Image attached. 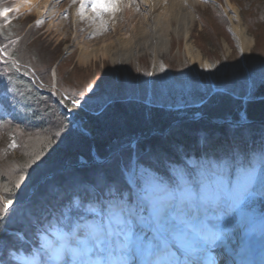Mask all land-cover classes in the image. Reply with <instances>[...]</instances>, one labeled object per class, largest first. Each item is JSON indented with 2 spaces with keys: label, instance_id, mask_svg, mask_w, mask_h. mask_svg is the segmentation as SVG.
I'll use <instances>...</instances> for the list:
<instances>
[{
  "label": "rangeland",
  "instance_id": "374dc122",
  "mask_svg": "<svg viewBox=\"0 0 264 264\" xmlns=\"http://www.w3.org/2000/svg\"><path fill=\"white\" fill-rule=\"evenodd\" d=\"M82 1L48 0V3L44 4L38 1L31 3L28 0H0V37L5 38V48L0 38V49L5 52L13 66H27L31 74L36 77L35 80L39 86L47 92L56 94L61 104L79 115L80 123L83 122L88 126L91 132L87 133L79 122H77L76 130L81 129L86 135L94 137L93 123L82 117L85 113L101 116L107 108L109 111L116 103L127 109L129 106L131 108L143 106L165 112L181 111L180 114L183 115L189 109L205 107L208 100L215 95L218 96L213 99L225 96L236 105L237 102H240L243 108L240 110L239 116L242 121H247L244 118L246 103L255 98L258 87L264 84V0H199V4L195 6L196 9L193 10L194 19L193 24L190 25L188 36L184 34L183 30L179 34L176 30L177 23L173 21V27L168 34L170 35L168 46L158 48L156 52L151 47H145L130 56V60L127 62L120 59L114 60L112 56L108 55L100 56L88 63H82L79 60L80 47L85 46L84 44L97 47L102 45L103 41L111 43L118 36L126 37L129 36V33L126 30H122L118 34L109 33L110 30L112 31V18L105 20L95 17L91 23L80 21V15L74 13L75 8L79 10L87 8L89 11H94V3L107 4L106 0L97 2L86 0L85 4ZM228 1L239 10L247 34L253 39L247 56L242 54L232 32ZM82 4L83 7H81ZM108 4L112 3L108 1ZM5 9H10L7 15L4 14ZM102 10L106 11L107 9L98 8L94 12ZM148 17L149 15L145 13L144 28L149 23ZM120 20L121 18L118 17L116 22ZM107 22L108 25H106ZM34 26L35 28H33ZM28 27H30L29 31H27ZM102 27L104 30H101ZM7 28L9 30H6ZM91 31L96 34L88 35ZM116 43L115 45L119 47V44ZM187 45L188 50L186 49ZM12 53H16L19 60L14 59ZM79 93H83V96ZM180 114H175V116H180ZM172 115L174 116V114ZM194 116L199 117L200 112ZM53 117H50L49 127L46 128L21 130L11 121L6 122L0 128V202L9 195L4 192V188L13 185L21 174L24 175V180L19 188L14 189L12 198L34 194L36 185L33 178L35 173L39 172V167L40 169L42 167L41 161L45 152L50 148L49 144L52 142H54L53 145L66 143L64 128L60 123L62 118ZM116 118L114 117V121L110 122L117 124ZM74 125L76 126V123ZM160 127L161 123L149 131V134L132 138L134 140L131 139L130 144L126 145L129 149L125 147V144H123L125 147L123 149H118L116 146L110 157L105 160L98 155L96 150H93L91 160L94 162L92 161V163L98 167H100L99 165L108 166L111 170L109 174H112L113 179L120 184L128 182V178H131L134 172L131 173L128 169L146 159L143 156L148 148H145L147 149L145 151L144 147L139 146L138 141L151 139L156 133L161 134ZM259 140L264 141V137ZM13 142L16 147L11 146ZM251 152L255 156L248 155L250 164H243L245 162L243 155L238 157L239 170L245 169L243 171H250V174L244 172L243 177L235 186L233 196L227 201L234 208L226 213L224 225L221 224L222 221L216 223L218 230L225 231L227 239L235 240V234L239 235L242 232L241 229L244 231L248 229L252 235L259 234L254 236L256 240L264 237V219L258 218L257 214L251 212L253 206L258 204L261 199L264 202V152L261 150L260 153L259 147L256 146H253ZM127 154L129 157L125 158ZM220 159L226 162V165L231 163L229 156L208 158L210 170H226L224 163L219 165L221 162H217ZM107 160H111V162L109 163ZM119 160L121 163L118 162ZM78 161L81 165L90 164L82 157ZM186 163L192 171L191 176L198 175L202 165L206 164L203 156L189 159ZM138 173L140 186L145 188L141 191L144 192V195H141V200L147 210L146 215L142 214L136 217V215L130 214L127 218L123 217L120 212H113L111 208L115 204L112 205L113 202L107 201L102 206L106 212L105 216L108 218L104 224H98L95 220L85 217L74 223L76 230L78 229L76 233L81 231L78 244L90 247V243L95 241L98 235H102L103 231L105 233L110 231L106 237L112 240V242L110 240L111 248L115 251L111 250L114 253L113 256L115 257V253L122 251L127 259L132 248V257H135L134 260H136L138 257L135 256L134 246L136 249L140 242L134 238L132 242L127 240L128 228L130 231L132 229L149 234V228L153 227L156 230V227H163L176 239L197 242L191 224L187 221L185 224L183 220H177L172 213L170 214V211L181 203L179 195L182 193L180 194L179 191L184 190L183 193L192 197L193 192L188 188L189 177H186V169H178L175 172L177 185L181 187L178 191L174 189L175 195H172L171 186H168L164 181H156L159 178L158 173L157 176L144 167H141ZM104 177L109 178L106 175ZM217 184L223 186L222 181ZM210 185L212 184L203 185L206 196L210 198L208 204L214 197L222 198L216 195L218 188ZM245 187L247 190L243 193V201L237 204L233 199L234 194ZM131 189L133 190V188ZM133 193L135 194V192ZM131 194L132 191H127L125 195ZM224 197L226 198V195ZM172 199L178 202L170 207ZM137 201L138 207H142L139 198ZM13 202L16 204L17 201ZM201 216L203 215L201 214ZM30 234L35 235L33 231ZM63 234L59 230L56 232L60 239L64 238ZM48 241L51 240L48 239L47 243ZM50 244L54 245L55 243ZM237 245L241 247L239 241ZM102 246L103 242L99 248ZM76 248L80 253L82 247L76 245ZM3 250L5 251L3 252ZM3 250H0L1 260L7 263L10 260L17 262L15 257L18 254L16 252L12 254L5 248ZM90 250L93 251L92 247ZM127 250L129 251L125 252ZM64 252L67 250L65 249ZM93 252L96 253L97 249L95 248ZM242 254L246 255L248 252L242 248ZM50 258L51 256H45L42 261L40 255L37 254L32 264H51ZM56 264H63V261L57 260Z\"/></svg>",
  "mask_w": 264,
  "mask_h": 264
},
{
  "label": "trees",
  "instance_id": "16d2710c",
  "mask_svg": "<svg viewBox=\"0 0 264 264\" xmlns=\"http://www.w3.org/2000/svg\"><path fill=\"white\" fill-rule=\"evenodd\" d=\"M11 71L12 74L5 76L7 79L4 83L9 82V85L4 90L7 95L6 102L12 111L13 123L22 130L24 127L27 130L46 128L49 127L50 117L55 115L56 118H62L60 123L64 128L66 143L49 144L50 148L45 152L41 161L42 167L35 173L33 182L37 184L45 176L47 179L40 183L34 194L12 198L13 201H18L15 211L6 216L3 211L0 213L1 251L8 244L21 242L19 232L25 234L29 229L35 228L36 224H47L55 218V212L66 213L72 206L74 197L85 199L98 196L99 189L107 194L124 196L130 191L126 185L122 186L113 179L108 166L79 165L78 160L82 156L89 162L92 161L93 150H96L100 157H104L116 146L129 143L135 136L149 134L159 123V131H165L172 122L180 120L181 123L173 125L166 134L156 133L151 139L138 141L141 148H148L143 156L146 159L137 163L138 169L144 167L157 176L159 174L161 179H156L159 181L168 180L167 177L178 169H186V161L190 155H238L246 150L250 140L264 136V84L258 87L255 98L246 103V124L237 126L227 123L242 122L239 112L243 107L240 102L236 105L225 96L213 99L218 96L215 95L208 100L205 107L189 109L183 115L180 114L181 111L165 112L143 106H129L128 110L116 103L109 111L107 108L101 116L86 115L87 120L93 123L95 132V136L89 138L78 132L58 111L53 114L52 108L48 109L47 99L50 97L34 86L28 77L14 69ZM22 71L28 72L26 69ZM197 112L204 117L194 116ZM114 117H117V124L110 122ZM252 121L255 123H249ZM129 154L125 158L129 157ZM180 157L182 158L179 159ZM118 162L121 163V160ZM105 175L109 178L104 177Z\"/></svg>",
  "mask_w": 264,
  "mask_h": 264
},
{
  "label": "bare ground",
  "instance_id": "6f19581e",
  "mask_svg": "<svg viewBox=\"0 0 264 264\" xmlns=\"http://www.w3.org/2000/svg\"><path fill=\"white\" fill-rule=\"evenodd\" d=\"M28 1L31 3L37 1L44 4L48 3V0ZM97 1L99 0H95V2ZM106 1L107 4L108 1L112 4L115 3V9L111 8L106 11L102 10L100 12H94L89 11L87 8H82V15L84 16V14H86L84 17H92V19L95 17H101V19L105 20L112 18V31L110 30L109 33L113 32L118 34L120 31L126 30L129 33V36H118L117 39L113 40L111 43L103 41V43H101L102 45L97 47H93L92 45L89 46L87 43L84 44L85 46L80 47L81 52L79 60L82 63L92 62L100 56L106 57L108 55L112 56L114 60L120 59L123 62H127L130 60V56H133L145 47H151V49H155L156 52L158 48L160 49L168 46L167 43L170 41V35L168 34L169 30L173 27V21L177 23L176 30L179 34L182 33L183 30L185 31L184 34L188 36L190 25L193 24L194 19L193 10H195V6L199 4V0H138L139 2L137 0ZM82 3L85 4L86 0H83ZM227 3L231 11L230 18L232 22V32L241 48L242 54L247 56L249 49L253 44V39L247 34V29L242 23L239 10L229 1ZM77 11L78 10H76V12ZM145 13L149 15V23L147 24V27L144 28L145 21L143 20ZM118 17L121 18V20L116 22ZM108 24L109 23L107 22L106 25ZM101 30H104V27H102ZM93 34H96V32ZM115 43L119 44V47L115 45ZM188 48L187 45L186 49L188 50ZM80 126L86 130L87 133L91 132V129L84 125L83 122L80 123ZM87 166L96 167L93 163L88 164ZM81 167L84 166L82 165ZM63 245L66 246L64 243ZM67 245L70 244L68 243ZM225 260L226 262L224 263L227 264L229 261L227 259Z\"/></svg>",
  "mask_w": 264,
  "mask_h": 264
},
{
  "label": "snow or ice",
  "instance_id": "6c2138e0",
  "mask_svg": "<svg viewBox=\"0 0 264 264\" xmlns=\"http://www.w3.org/2000/svg\"><path fill=\"white\" fill-rule=\"evenodd\" d=\"M81 7H83V4L81 5ZM116 5L115 4H93V10H97L98 8H103V9H108V8H112L115 9ZM10 11V9H5L4 10V14L7 15V12ZM79 95L83 96V93H79ZM73 103H76V101H73ZM56 135H59V133H56ZM12 147H16L15 142L12 143L11 145ZM38 158V157H37ZM27 167V165H26ZM246 174H250V171H245ZM24 180V175L21 174L19 176V179L10 187H5L4 188V192L9 194L7 197H5L3 199L2 202H0V211L3 212H8L10 211V207L13 203V199H12V194L14 192V189H17L20 187V184L23 182ZM247 188L245 187L244 189L237 191L234 194V201L239 204L242 203L243 201V193L244 191H246ZM212 235V234H209ZM38 254L41 257V260L43 261V257L45 256H60L63 254V247L62 246H54L53 244L47 243L45 242L44 244L40 245V248L38 250ZM15 259L23 261V264H32V261L35 259V257L32 258V260H29L28 258H25L23 256H17L15 257Z\"/></svg>",
  "mask_w": 264,
  "mask_h": 264
}]
</instances>
